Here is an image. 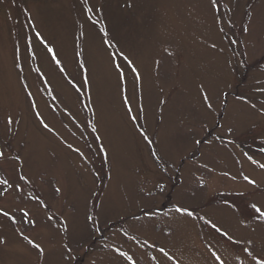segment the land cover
<instances>
[{
  "label": "rangeland",
  "instance_id": "1",
  "mask_svg": "<svg viewBox=\"0 0 264 264\" xmlns=\"http://www.w3.org/2000/svg\"><path fill=\"white\" fill-rule=\"evenodd\" d=\"M0 151V264H258L264 0H0Z\"/></svg>",
  "mask_w": 264,
  "mask_h": 264
},
{
  "label": "snow or ice",
  "instance_id": "2",
  "mask_svg": "<svg viewBox=\"0 0 264 264\" xmlns=\"http://www.w3.org/2000/svg\"><path fill=\"white\" fill-rule=\"evenodd\" d=\"M212 3L215 5L216 3V0H212ZM129 7L131 6L130 4L128 5ZM90 10V9H89ZM40 34L37 33V36H39ZM214 47V45H213ZM49 52L52 51L51 48L48 49ZM123 55V54H121ZM55 58V57H54ZM124 60L127 62V64L131 67L133 73H135L136 75V78L139 79V73L138 71L136 70L135 66L132 65V61L131 60H128V58L125 56L123 57ZM57 63H59V61H57ZM116 67L119 69V65H116ZM121 75H122V70H121ZM204 99L207 100L208 99V96L207 94L205 93L204 95ZM208 107H211V104L208 105ZM133 119H135V117H133ZM7 123L10 125L13 123V120L11 117L8 118L7 120ZM45 129H48V125L47 124H44L43 125ZM197 143H199V141H197ZM5 158V153L3 151H0V160H3ZM262 167H264V165H262ZM26 177L24 176H20L18 178V181L14 182L16 187L15 189H13V183H9L8 179H3V180H0V184H3L5 185V188H4V191H0V197H3L5 195H7L9 193L10 190H15V191H18V192H23V189L19 187V181H22V180H25ZM245 179H248L247 177H245ZM250 183H255V181H249ZM57 192L60 191V189H56ZM253 207L255 208L256 212L259 213L260 217L261 218H264V211H261L260 208L256 207V205H253ZM177 211H183L182 209L178 208ZM0 215L2 216H5V217H9L13 223H16V219L14 216H10V213L7 212V211H4L3 209H0ZM29 213L28 212H23V217H28ZM189 215H191V213H189ZM29 223H31L33 226L35 225V221H29ZM21 236H23V233L20 234ZM25 240H27L28 244L31 245L33 248L37 249L41 254H44V248L39 244V243H36L34 242L33 240L31 239H28V237H24ZM7 243V240L0 237V245H4ZM252 242L249 241V244H251ZM161 252H164V249L161 248L160 249ZM215 259L219 262V264H224L223 260L220 259L219 256H216ZM258 264H264V258H261V260L258 262Z\"/></svg>",
  "mask_w": 264,
  "mask_h": 264
}]
</instances>
